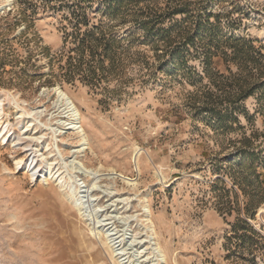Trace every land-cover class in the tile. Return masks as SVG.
I'll return each mask as SVG.
<instances>
[{
	"label": "rangeland",
	"instance_id": "obj_1",
	"mask_svg": "<svg viewBox=\"0 0 264 264\" xmlns=\"http://www.w3.org/2000/svg\"><path fill=\"white\" fill-rule=\"evenodd\" d=\"M5 3L3 125L23 110L41 138H0V264H264V0ZM35 147L56 180L16 168Z\"/></svg>",
	"mask_w": 264,
	"mask_h": 264
},
{
	"label": "bare ground",
	"instance_id": "obj_2",
	"mask_svg": "<svg viewBox=\"0 0 264 264\" xmlns=\"http://www.w3.org/2000/svg\"><path fill=\"white\" fill-rule=\"evenodd\" d=\"M9 3V2H8ZM8 3L3 4L0 9H2L4 6H7ZM52 91L54 92V94L56 95V101L58 104L57 105V109H60L63 113H64V118H65V122L66 125H68L67 128L72 129L73 131H75V134H77V137L79 139V143L76 145V152L81 154V152H83V150L87 147V138L85 133L82 131L83 129H80L79 127L81 126L80 124V113L78 111L77 106L75 105V103L73 102V100L71 99L70 95H68L64 90H62L59 86H54L52 88ZM4 94H2L0 96V138L3 140L7 139V142H12V144L14 143L15 146L19 145V142H22L23 139L29 140V141H36L38 142L39 138H41V135H36V127L35 124H32V121L34 119L31 120H26V118H28L26 116V114L29 115L28 112H25L22 110V112L19 114L18 118H17V124H22L23 126L21 127L22 129V135L18 134L16 137H11L12 134H9L11 128H9L8 123L3 125V116H4V109H3V97ZM14 100V98H13ZM60 111V112H61ZM60 114V113H59ZM21 131V130H20ZM24 134L26 136H24ZM24 136V137H23ZM43 137V136H42ZM41 140V139H40ZM33 141V142H34ZM28 142V141H27ZM26 143V142H25ZM22 144V143H21ZM24 146V145H23ZM28 146V144H27ZM39 146V144H38ZM32 149V153L27 157L31 156V161L28 163V161L24 162L22 158H17L15 160V166L16 168L19 169V167H24L25 169H27V171L30 173L31 177H34L35 175L37 176H42L44 179L47 180V178L49 177L50 179L53 178L54 173L51 175V169L49 168V170L46 168H42L40 162L38 163V159H37V155H36V151L38 150L36 147L35 148H31ZM139 153V149L137 147L134 148V154H133V158L134 161L136 159V156ZM75 154V153H74ZM41 156V155H40ZM42 157V156H41ZM28 159V158H27ZM42 161L45 160L44 158H40ZM48 164V163H47ZM71 164V163H70ZM58 170V169H57ZM89 170H87L88 172ZM90 173V172H88ZM156 175H158L157 172H155ZM61 175V173H59L58 175H56L55 180ZM63 176V175H62ZM118 176H120L121 178H123L126 183L130 184V179H128L127 177H125L124 175L118 173ZM161 178H163V176H161ZM62 177H60L61 180ZM65 181V180H64ZM70 181V180H69ZM96 181V180H95ZM63 182V180H62ZM61 182V183H62ZM89 182V180H88ZM94 183V179L93 181H91V184ZM136 183V182H135ZM64 184V183H63ZM90 184V185H91ZM66 186V185H65ZM75 189V188H74ZM76 190V189H75ZM73 190L72 191V195L75 197L77 191ZM71 192V191H70ZM71 194V193H70ZM72 196V197H73ZM69 198V197H68ZM81 212V211H80ZM264 212V204H262L257 211V216L262 218V213ZM81 214V213H80ZM149 219V217H148ZM95 233V232H94ZM106 243V242H105ZM158 247V246H157ZM156 247V248H157ZM159 249V248H158ZM110 251L113 252L112 248H110ZM109 253V252H107ZM164 254V253H163ZM110 255V254H109ZM100 257V256H99ZM113 263V262H112ZM113 264H117V263H113Z\"/></svg>",
	"mask_w": 264,
	"mask_h": 264
},
{
	"label": "trees",
	"instance_id": "obj_3",
	"mask_svg": "<svg viewBox=\"0 0 264 264\" xmlns=\"http://www.w3.org/2000/svg\"><path fill=\"white\" fill-rule=\"evenodd\" d=\"M95 30V27H91L87 28L83 33H81L80 22L77 20V22L73 24L71 32L66 33L64 37L65 41L68 39L72 40L74 46L70 52H80L81 54H84L85 51H88L91 56L94 53H97L94 51L100 44L102 37L95 33ZM95 34L96 36H93ZM239 41L242 42L244 39L240 38Z\"/></svg>",
	"mask_w": 264,
	"mask_h": 264
}]
</instances>
